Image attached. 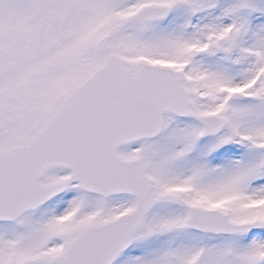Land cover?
<instances>
[{
	"label": "snow or ice",
	"instance_id": "6c2138e0",
	"mask_svg": "<svg viewBox=\"0 0 264 264\" xmlns=\"http://www.w3.org/2000/svg\"><path fill=\"white\" fill-rule=\"evenodd\" d=\"M0 264H264V0H0Z\"/></svg>",
	"mask_w": 264,
	"mask_h": 264
}]
</instances>
